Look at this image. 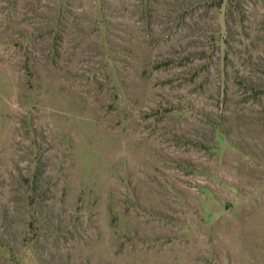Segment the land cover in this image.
Masks as SVG:
<instances>
[{"label":"rangeland","instance_id":"374dc122","mask_svg":"<svg viewBox=\"0 0 264 264\" xmlns=\"http://www.w3.org/2000/svg\"><path fill=\"white\" fill-rule=\"evenodd\" d=\"M0 264H264V0H0Z\"/></svg>","mask_w":264,"mask_h":264}]
</instances>
